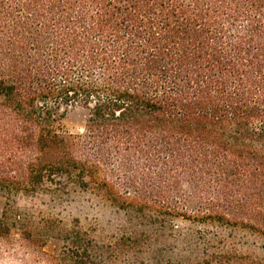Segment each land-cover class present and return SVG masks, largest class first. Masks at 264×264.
<instances>
[{"label":"trees","instance_id":"16d2710c","mask_svg":"<svg viewBox=\"0 0 264 264\" xmlns=\"http://www.w3.org/2000/svg\"><path fill=\"white\" fill-rule=\"evenodd\" d=\"M68 104L80 134L54 129ZM86 177L161 224L264 238V0H0V191ZM199 238L188 264H264Z\"/></svg>","mask_w":264,"mask_h":264},{"label":"rangeland","instance_id":"374dc122","mask_svg":"<svg viewBox=\"0 0 264 264\" xmlns=\"http://www.w3.org/2000/svg\"><path fill=\"white\" fill-rule=\"evenodd\" d=\"M86 115L81 106L61 105L54 129L80 134ZM63 183L0 191V215L6 210V220L15 223L0 239V264H188L200 254L204 232L242 251H263L264 238L250 230L181 218L161 224L117 207L90 180L87 188Z\"/></svg>","mask_w":264,"mask_h":264}]
</instances>
